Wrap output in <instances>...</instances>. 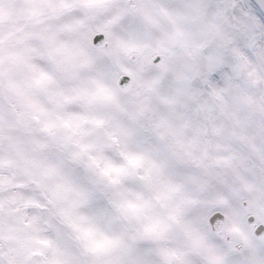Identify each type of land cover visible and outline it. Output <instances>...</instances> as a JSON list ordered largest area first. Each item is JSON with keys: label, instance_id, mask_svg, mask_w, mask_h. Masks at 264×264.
<instances>
[{"label": "snow or ice", "instance_id": "6c2138e0", "mask_svg": "<svg viewBox=\"0 0 264 264\" xmlns=\"http://www.w3.org/2000/svg\"><path fill=\"white\" fill-rule=\"evenodd\" d=\"M0 264H264V0H0Z\"/></svg>", "mask_w": 264, "mask_h": 264}]
</instances>
